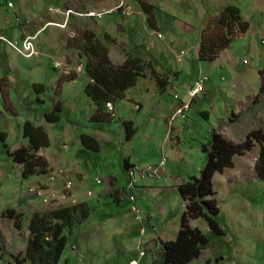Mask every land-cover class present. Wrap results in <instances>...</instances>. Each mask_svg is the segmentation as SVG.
Masks as SVG:
<instances>
[{"label":"rangeland","instance_id":"obj_1","mask_svg":"<svg viewBox=\"0 0 264 264\" xmlns=\"http://www.w3.org/2000/svg\"><path fill=\"white\" fill-rule=\"evenodd\" d=\"M228 4L240 9L245 31L223 11ZM216 15L232 40L214 59H199ZM85 29L110 37L111 62L133 53L150 63L110 101L113 110L97 109L84 92ZM152 70L168 79L163 90ZM181 100L188 107L170 119ZM56 105L58 118L49 122ZM26 120L47 133L36 154L50 169L23 178L5 144L9 151L26 145ZM253 129H264V0H0V264H29L21 258L30 215L69 205L87 207L88 216L66 231L56 264H164L162 243L176 237L185 209L178 185L199 177L212 130L240 142ZM81 134L95 137L98 149L84 146ZM261 146L254 142L214 173L224 233L190 219L208 243L188 264H264V180L254 167ZM11 208L21 217H7Z\"/></svg>","mask_w":264,"mask_h":264},{"label":"trees","instance_id":"obj_2","mask_svg":"<svg viewBox=\"0 0 264 264\" xmlns=\"http://www.w3.org/2000/svg\"><path fill=\"white\" fill-rule=\"evenodd\" d=\"M223 11L231 22L238 24L239 30L247 29L248 22L242 19L237 6L228 4ZM222 26L224 25L217 15L205 26L198 46L199 59H214L217 52L230 43L232 30L228 26L223 29ZM82 39L85 57L83 67L89 77L84 92L98 105L97 109L106 107V103L111 100L122 98L126 90L132 87L137 79L144 77L145 69L150 67L149 62L133 53H126L124 61L120 64L111 62L108 57V45L111 39L108 35L101 38L93 30L85 29L82 32ZM152 74L160 83L159 90H163L168 85V79L155 71ZM33 86L37 90H42V84L35 83ZM58 110L59 106L56 105L53 112L46 113L45 119L49 122L57 120ZM126 123L128 128L132 124L131 121ZM129 130L131 133L134 129L129 128ZM5 136L6 134L0 131L2 141L5 140ZM23 137L27 139L26 145H21L12 151H9L5 144L13 162L22 165L21 176L26 178L33 174H46L50 169L49 164L41 155L36 154L41 147L48 145L46 131L40 125H34L26 120L23 123ZM80 139L84 146L98 149L95 137L81 134ZM263 141L264 129L249 131L245 139L240 142L226 139L221 133L212 130L209 144L203 145V149L207 152V160L199 177H193L178 185L180 196L186 200L185 209L181 214L176 237L162 243L161 259L164 264H188L200 255L208 243L206 234L198 227L191 226L190 219L203 218L210 231L216 234L224 233L215 218L219 208L213 197L212 177L214 173L230 167L234 155H242L253 146L254 142ZM254 167L258 178L264 180L263 146L259 150ZM88 211L87 207L69 205L33 212L27 225L29 238L21 263L56 264L67 242L66 231L78 223V218H86ZM6 214L9 218L21 217L19 213L14 214L12 208L7 209Z\"/></svg>","mask_w":264,"mask_h":264},{"label":"built area","instance_id":"obj_3","mask_svg":"<svg viewBox=\"0 0 264 264\" xmlns=\"http://www.w3.org/2000/svg\"><path fill=\"white\" fill-rule=\"evenodd\" d=\"M70 12L67 13V15H69ZM88 16H101L102 14H104V12H88L86 13ZM4 39V38H1ZM6 40V39H4ZM11 46H14L12 43H10ZM31 40L26 38L23 42V50L27 51V54H31L32 49H31ZM24 52H22V54H26ZM206 76H203L201 78H199L196 82H195V86L192 89H189L188 93L190 96L194 95L198 90H200L204 84V82L206 81ZM175 98H177V95H174ZM106 107L107 109H112L113 110V106L110 102L106 103ZM188 107V102L187 101H183L181 100L180 103L176 106V108L174 109V111L172 112V114L170 115V119H174L175 117H177L178 115H183L182 112L183 110H185ZM97 181H99V179H97ZM135 263V261H132Z\"/></svg>","mask_w":264,"mask_h":264},{"label":"bare ground","instance_id":"obj_4","mask_svg":"<svg viewBox=\"0 0 264 264\" xmlns=\"http://www.w3.org/2000/svg\"><path fill=\"white\" fill-rule=\"evenodd\" d=\"M110 110H112V109H110Z\"/></svg>","mask_w":264,"mask_h":264}]
</instances>
